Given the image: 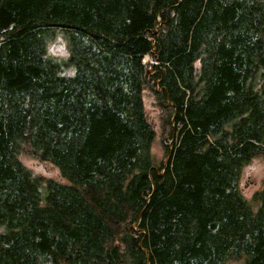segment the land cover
I'll use <instances>...</instances> for the list:
<instances>
[{"label": "trees", "instance_id": "trees-1", "mask_svg": "<svg viewBox=\"0 0 264 264\" xmlns=\"http://www.w3.org/2000/svg\"><path fill=\"white\" fill-rule=\"evenodd\" d=\"M260 157L264 0H0V264H264Z\"/></svg>", "mask_w": 264, "mask_h": 264}, {"label": "rangeland", "instance_id": "rangeland-1", "mask_svg": "<svg viewBox=\"0 0 264 264\" xmlns=\"http://www.w3.org/2000/svg\"><path fill=\"white\" fill-rule=\"evenodd\" d=\"M55 41L54 43H52ZM49 44V51L52 55L58 58H66L68 55V44L65 37L61 34L56 36ZM147 60V58L145 59ZM146 111L150 120L154 123L156 129L159 128V113L160 108L156 105L155 97L151 92L145 93ZM159 135V134H158ZM172 143H169L171 146ZM154 154L156 161L160 163L164 159V150L161 145V137L154 146ZM22 162L26 167L30 168L35 174L43 175L47 178H51L57 181H63L60 171L57 167L49 163H42L30 156L21 157ZM240 188L244 196L248 199H252L257 191L264 188V157L257 158L247 166L243 172L242 180L240 182ZM230 264H244L243 261L231 262Z\"/></svg>", "mask_w": 264, "mask_h": 264}]
</instances>
